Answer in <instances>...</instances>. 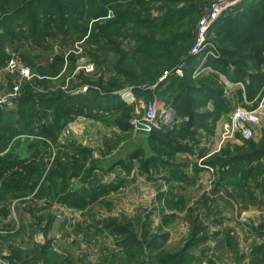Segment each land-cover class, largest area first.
<instances>
[{"label": "rangeland", "instance_id": "374dc122", "mask_svg": "<svg viewBox=\"0 0 264 264\" xmlns=\"http://www.w3.org/2000/svg\"><path fill=\"white\" fill-rule=\"evenodd\" d=\"M214 2L0 0V264H264L261 69L210 65L254 0L194 51Z\"/></svg>", "mask_w": 264, "mask_h": 264}, {"label": "trees", "instance_id": "16d2710c", "mask_svg": "<svg viewBox=\"0 0 264 264\" xmlns=\"http://www.w3.org/2000/svg\"><path fill=\"white\" fill-rule=\"evenodd\" d=\"M248 13L256 14H254L251 27H248L247 29H244L239 24V21L235 16H226L222 19L221 29L225 33L227 43L231 44L234 48L229 49L228 47H222V56L210 60V65L215 71L224 74L231 83L236 84L245 82L244 96L247 100L255 101L259 92L258 87H253V85L249 84V81L247 80L243 82L244 76L242 75L245 73H240V68L237 66H239V64L244 65L245 62L243 61L242 63H239L238 56L245 53L247 55L249 54V56L255 61L256 67L261 69L259 70L260 72L256 73V79L259 78L260 80L258 79V81H264V0H254L248 8ZM219 33H221V31H219ZM227 59L229 61H227ZM236 77L238 79H236ZM262 84L263 83H260L259 86L261 87ZM65 110L67 113L70 111L68 108ZM12 183L14 185L15 180H13ZM13 187H15V185Z\"/></svg>", "mask_w": 264, "mask_h": 264}, {"label": "built area", "instance_id": "2783aa9c", "mask_svg": "<svg viewBox=\"0 0 264 264\" xmlns=\"http://www.w3.org/2000/svg\"><path fill=\"white\" fill-rule=\"evenodd\" d=\"M240 0H215L211 12L202 23V30L198 42L195 44L194 51H197L202 43L206 42L204 32L207 33L211 23L221 15L222 11L229 8ZM211 52V56L218 58L220 54L216 49ZM260 117L256 110H249L244 106H236L229 113L226 123V133L239 135L242 138H251L255 127L259 124Z\"/></svg>", "mask_w": 264, "mask_h": 264}, {"label": "crops", "instance_id": "0c3cea01", "mask_svg": "<svg viewBox=\"0 0 264 264\" xmlns=\"http://www.w3.org/2000/svg\"><path fill=\"white\" fill-rule=\"evenodd\" d=\"M222 74V73H221ZM224 75V74H223ZM224 79H226L227 77L224 75V76H222ZM236 79H238L237 77H236ZM240 84H242V83H236V84H234V83H231V82H229V85H240Z\"/></svg>", "mask_w": 264, "mask_h": 264}]
</instances>
